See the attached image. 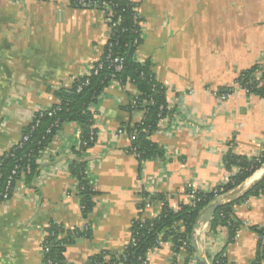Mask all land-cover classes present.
Listing matches in <instances>:
<instances>
[{"label":"crops","instance_id":"1","mask_svg":"<svg viewBox=\"0 0 264 264\" xmlns=\"http://www.w3.org/2000/svg\"><path fill=\"white\" fill-rule=\"evenodd\" d=\"M132 1L143 19L136 56L150 61L155 79L166 88L170 112L150 136L164 156L145 159L138 168L124 130L141 117L126 108L135 85H108L91 107L97 139L78 157L87 162L96 190L92 211L87 217L80 211L69 170L80 128L68 122L37 157L35 174L18 178L10 197L0 202V264H40L50 222L65 228L91 223L89 238L66 247L67 264H84L103 249L120 252L130 241L134 219L159 214L158 195L178 209L190 202L187 184L207 192L227 180V151L247 157L262 151L264 97L247 93L235 80L253 64L264 68V0ZM108 36L97 9L74 8L69 0H0V156L37 110L58 103V89L90 70ZM222 86L233 88L223 100L216 94ZM263 175L264 163L215 201L241 196ZM233 209L242 224L230 243L225 228L210 231L200 217L188 264H201L196 253L211 264L224 246L230 264H251L258 236L249 226L264 227V193ZM186 256L165 241L150 253L148 264H174V259L184 264Z\"/></svg>","mask_w":264,"mask_h":264},{"label":"trees","instance_id":"2","mask_svg":"<svg viewBox=\"0 0 264 264\" xmlns=\"http://www.w3.org/2000/svg\"><path fill=\"white\" fill-rule=\"evenodd\" d=\"M69 3L74 8H87L74 0H69ZM91 5L97 9H103L105 5L111 12L109 18L105 19L106 24L111 26V30L103 53L86 74L75 78L68 88H60L55 92L59 99L58 103L39 109L33 114L31 120L21 130L20 139L27 136L25 140L13 144L2 153L0 156V197L5 192L6 181L11 171L16 169V173L12 175L7 199L18 178H30L35 174L36 159L54 134L61 129L63 124L75 122L80 128V134L78 143L75 148L73 147L77 158L70 162L69 170L76 178L80 211L84 217L90 214L95 205L93 197L96 190L87 172V162L78 157L97 139V129L94 126L91 107L97 103L103 90L113 80L109 76L113 72V66L110 61H106L109 49L111 56L123 57L122 69L115 71L114 77L122 85L129 81L135 85L138 92L136 109L143 111L140 121L133 126L124 128L130 138L127 151L136 157L138 168L145 159L164 156L163 149L152 141L150 136L158 128L159 120L169 114L170 110L165 98L166 88L155 79L150 61L140 60L136 56L137 47L143 41V19L137 10V2L132 0H94ZM99 64H102L101 68L97 67ZM235 81L237 86L247 93L264 97V68L258 63L242 69ZM218 91L231 93L233 88L222 86ZM130 100L126 108L132 112ZM143 100H146L145 104H141ZM49 112H51L50 115ZM118 130L121 131V128ZM224 163L226 170L230 173L225 182L211 191H197L193 202L181 203L178 209L169 207L163 195H158L157 198L162 201L159 214L149 220L142 219L143 227L141 228L138 225L141 218L134 219L130 241L122 251L115 253L103 249L89 256L84 264H117L119 262L121 264H148V256L155 250V247L160 246L157 241L160 243L170 241L174 253L184 249L187 253L184 264H188L189 257L194 252L191 243L193 230L203 215L205 207L215 201L219 195L241 185L256 169L263 165L264 147L260 154L254 157L236 154L229 150L224 156ZM27 166L30 168L29 172L26 170ZM262 193H264V175L241 196L217 207L208 221V229L216 232L220 227L225 228L228 233L227 243L232 242L242 224L234 214V205ZM249 228L258 236L256 254L251 264H263L264 227L250 225ZM91 234L92 226L89 221H86L82 227L73 228H65L63 225L50 222L42 241L40 264H67L64 255L66 247L78 238H89ZM210 263L230 264L226 255V246L212 257Z\"/></svg>","mask_w":264,"mask_h":264},{"label":"built area","instance_id":"3","mask_svg":"<svg viewBox=\"0 0 264 264\" xmlns=\"http://www.w3.org/2000/svg\"><path fill=\"white\" fill-rule=\"evenodd\" d=\"M74 1H76L77 3H80L82 6L87 7V8L92 7L91 2H94V0H74ZM94 9H97V8H94ZM97 10L101 11L104 14V17H105L106 20L111 15V12L109 11V9L107 8V6H105V5H104L103 9H97ZM108 29H109V34H110L111 26H108ZM108 51H109V53L106 56V61H110V64L113 66V72H111L109 74V76H111L113 78L111 84H115V85H118V86H122L121 82L114 77V72L115 71L116 72L117 71H120L122 69L123 57H120V56H111V50L109 49ZM101 66H102V64H99L97 67L98 68H101ZM96 70L97 69L95 68V72H96ZM127 83H132V82L129 81ZM216 94H217V96L220 99L223 100V99H226L230 95V92L229 91H222V92H217ZM136 96H138V92L137 91H135L134 94L132 95V99L130 100V105H131L133 111L140 112V114H141V117L139 119V121H140L142 119V116H143V111L141 109H136V107H137V103H136L137 97ZM145 103H146V100H143V102L141 104H145ZM147 103H148V101H147ZM160 109H162V106H160ZM50 114H51V112H49V115ZM119 132H120V130H117L116 134L118 135ZM26 138H27V136H24L21 139L19 138V140L16 143H20L21 141L25 140ZM26 170H27V172L30 171L29 166L26 167ZM15 173H16V169L14 168L11 171V174L9 175V177H8V179L6 181L5 192L1 195L0 202H4V201L7 200V197L9 195L8 192L10 190V185L12 183V175H14ZM186 187H187V194H188V196L190 198V202H193L195 200V196H196V193H197L198 190L194 186V184H192V183L187 184ZM138 225H139L140 228L143 227V220L142 219L138 223ZM157 244H160V241H157ZM156 248L157 247H155V250H156ZM117 264H121V262H119ZM263 264H264V262H263Z\"/></svg>","mask_w":264,"mask_h":264},{"label":"water","instance_id":"4","mask_svg":"<svg viewBox=\"0 0 264 264\" xmlns=\"http://www.w3.org/2000/svg\"><path fill=\"white\" fill-rule=\"evenodd\" d=\"M260 179H261V177H260L259 179L255 180V181L251 184L250 188H251L253 185H255ZM247 190H248V189H247ZM247 190H245V191H247ZM222 203H223V202L213 201V202H211L210 204H208V205L205 207L204 212H203V215H202L203 220H205V221L208 222V221L210 220V218H211V215H212L213 212L215 211V209H216L217 207H219ZM197 223H198V222H197ZM196 225H197V224H196ZM196 225H195V227H196ZM195 227H194V230H193V235H194V232H195V229H196ZM227 237H228V236H227ZM196 257H197L198 261H199L201 264H206L204 258H202L198 253H196Z\"/></svg>","mask_w":264,"mask_h":264},{"label":"rangeland","instance_id":"5","mask_svg":"<svg viewBox=\"0 0 264 264\" xmlns=\"http://www.w3.org/2000/svg\"><path fill=\"white\" fill-rule=\"evenodd\" d=\"M66 4H67V0H65Z\"/></svg>","mask_w":264,"mask_h":264}]
</instances>
